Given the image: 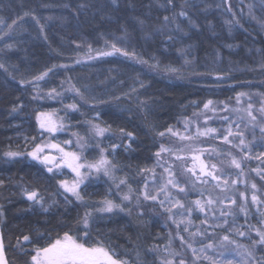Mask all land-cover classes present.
I'll list each match as a JSON object with an SVG mask.
<instances>
[{"label":"trees","instance_id":"obj_1","mask_svg":"<svg viewBox=\"0 0 264 264\" xmlns=\"http://www.w3.org/2000/svg\"><path fill=\"white\" fill-rule=\"evenodd\" d=\"M0 19L17 21L10 32L0 24L8 33L0 214L10 264H32L37 247L65 232L127 264H264V0H0ZM112 45L121 52L95 56ZM48 110L85 161L104 153L114 166V178L86 179L82 201L26 156L46 140L38 115ZM93 125L107 131L97 136ZM186 143L207 148L219 182L177 169L170 184L159 160ZM162 189L172 205L160 201ZM104 200L118 207L98 211Z\"/></svg>","mask_w":264,"mask_h":264},{"label":"snow or ice","instance_id":"obj_2","mask_svg":"<svg viewBox=\"0 0 264 264\" xmlns=\"http://www.w3.org/2000/svg\"><path fill=\"white\" fill-rule=\"evenodd\" d=\"M251 7V6H250ZM180 15H187L184 12H181ZM168 18L165 17V20ZM17 23L16 20H12V22L6 23L3 19H0V24L4 25L9 32L12 30L13 25ZM8 33L3 32L0 30V37L7 36ZM171 39V37H169ZM113 52H121V49L117 48L115 45H112ZM112 53H104V55H111ZM125 56L129 55V53L124 52ZM3 67V65H0ZM171 71H176L175 69H170ZM47 75V72L43 73L41 76L36 77L35 79L40 80L43 79V76ZM77 93H79L78 89H74ZM81 98H83V94L79 93ZM211 103V101H209ZM69 107H75L74 105H70ZM207 107V105H205ZM44 114L42 113L41 116ZM40 127L42 129L47 128L49 132L56 131L55 126L47 124L45 121H41ZM94 132L97 136H103L107 129L101 128L99 125H93ZM124 133V130H120ZM169 131H171L169 129ZM129 138L133 136L132 133H125ZM163 135V133H161ZM34 139V138H33ZM227 140V137H225ZM243 143V141H241ZM51 147L57 148L58 151L61 153L60 161L57 163V158L54 156H41L40 153L44 151V149L40 146H35V149L28 153L32 158L37 161H40L45 166L48 165H55L56 167H60L62 164H66L69 168H72V171L76 173L77 179L74 180L71 185H69L68 181H60L61 186L65 189L67 193H71L76 200H83L81 193L79 191L80 185L84 183L85 179H87L86 175H82L80 172V168L84 167V165H80L76 163L79 160V157L74 153H67L64 152L63 148H60L59 145H51ZM114 147V146H113ZM164 151L165 149H161ZM25 153L22 152H12L9 151L5 155L7 157H17L23 156ZM233 163H236L233 161ZM110 161L105 158H101L97 164H90L88 165V171L91 172L93 169L96 172L103 171L105 175H110ZM114 167V166H113ZM215 168V165H212ZM236 167H240L238 163H236ZM48 172H52V167H47ZM209 175H212L209 173ZM255 187V185H253ZM183 190V189H181ZM24 194L28 197L29 200L34 201L36 203H40L43 207V197L38 198V194L36 191H27L25 190ZM67 200V197L65 196ZM124 199H129V197H124ZM151 199L155 200L156 197H151ZM257 199L256 196L252 197V200L255 201ZM235 201H233L234 203ZM197 205L200 204L199 201L196 202ZM211 203V201H209ZM114 207H118V205H114L109 200L103 201V207L99 208L98 211L100 212H111ZM91 215L90 212H85L83 222L85 224L88 223V217ZM87 235V233H85ZM243 235V233H241ZM260 236V243L264 244V232H258ZM24 241H29V236L25 235L23 237ZM225 240L228 239L227 236L224 237ZM19 243V241H18ZM4 245L2 239H0V264H6L4 258ZM248 256H251V253H247ZM31 260L33 264H120L117 260H114L112 255L109 254L107 250L103 247H86L83 243H78L75 238L69 236L67 232L64 233L63 238L55 239L54 242L47 243L44 247H37L35 249V254L32 255ZM127 264V262H124ZM180 264H184L183 260L180 261Z\"/></svg>","mask_w":264,"mask_h":264},{"label":"rangeland","instance_id":"obj_3","mask_svg":"<svg viewBox=\"0 0 264 264\" xmlns=\"http://www.w3.org/2000/svg\"><path fill=\"white\" fill-rule=\"evenodd\" d=\"M104 53L118 54L117 52H113V50H112V51H107V52L96 53L95 56H103ZM42 113L44 114L43 116H41ZM42 120L45 121L47 124L55 126L56 131L49 132L47 128L42 129L40 127ZM38 126H39L41 132L44 135H46V140L43 143L38 145L44 149V151L42 153H40L41 156L51 154L52 156L57 158V163H59L61 153L58 151L57 148L51 147V145H59L60 148L64 149V152L74 153L75 155H77L79 157V160L76 161V163H78L80 165H84V167L80 168V172L82 175H86L88 178L92 175L104 174L103 171L96 172L95 169H93L91 172H89L87 166L90 164H97L102 157L109 161L107 156L103 153V155L98 160H96L94 162L85 161L78 151V148H79L78 146H80V145H77L72 139H65L62 137V134L64 133L66 125H65L64 121L62 120V118L58 115L57 111H55V110L42 111L38 115ZM245 128H246L245 126L239 125L238 130H237V131H239L238 133L239 134L245 133L247 131V129H245ZM230 131H232V130L230 129ZM190 144H193V143H189V144L186 143L184 145V148H185L184 152H183V149H181L177 152H173V151L169 150L168 151L169 155L165 154L164 157L159 160V163L162 164L163 166H165L166 172L169 173L170 184L173 183V185H174V182L171 181L170 177H172L171 173L175 172V170H177V169L178 170H181V169L184 170V172H187L190 176H193V178L196 179L197 181L219 182L220 178L217 175V167L215 166V168H213L212 167L213 164L211 162H209L208 160H206L204 157L207 153V148L206 147H199V148L195 149V147H190L191 146ZM33 150H31L30 152H32ZM170 151H171V153H170ZM30 152H28V153H30ZM28 153L26 154V156L29 159L41 164L47 172H48L47 167H52L53 171L49 172V173L59 174L61 176V181L66 180V181H68L69 185H71V183L77 179L76 173L73 172L72 168H69L66 164H62L60 167H56L55 165L45 166L40 161H37L34 158H32L30 155H28ZM17 157H19V156H17ZM11 158H14V157H11ZM109 167H110V175H106V176H108L110 178H114V169H113L111 162H110ZM209 173H211L212 175H209ZM85 181H86V179H85ZM85 181H84V183H85ZM83 184L80 185L79 191H80L81 187L83 186ZM60 186H61V184H60ZM61 188L65 191V189L62 186H61ZM155 188L156 187H153L151 191L155 192L154 191ZM69 194L72 195L71 193H69ZM156 194H159L160 201H162V203L168 204V205H172L174 203V200L170 196V194L167 192V189H162L159 191V193L157 191ZM105 250H107V249H105ZM107 251L109 252L110 255H112L114 260H117L118 262H120V264H124L125 261L116 259L114 257V254L111 251H109V250H107ZM34 254H35V252H34ZM32 264H33V262H32Z\"/></svg>","mask_w":264,"mask_h":264},{"label":"water","instance_id":"obj_4","mask_svg":"<svg viewBox=\"0 0 264 264\" xmlns=\"http://www.w3.org/2000/svg\"><path fill=\"white\" fill-rule=\"evenodd\" d=\"M47 155L52 156L51 154H47ZM0 239H2L3 245H4V250L3 251H4V258H5L6 264H10L9 260H8V257H7L6 248H5V242H4V237H3L1 214H0Z\"/></svg>","mask_w":264,"mask_h":264}]
</instances>
